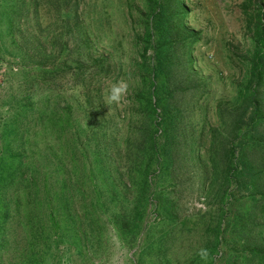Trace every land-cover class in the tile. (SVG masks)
<instances>
[{
    "label": "trees",
    "instance_id": "1",
    "mask_svg": "<svg viewBox=\"0 0 264 264\" xmlns=\"http://www.w3.org/2000/svg\"><path fill=\"white\" fill-rule=\"evenodd\" d=\"M63 1L76 13L77 21L68 28L81 35V0ZM143 14V71L134 94L139 114L127 140L118 141L114 116L100 115L96 104L83 124L73 111L71 116L68 106L52 108L43 98V105L40 101L38 104V97L31 93L22 96V100L11 95L0 132V249L5 250L0 264H61L65 259L79 264L78 255L86 263L91 262L110 248L106 235L109 225L117 230L125 245L134 246L147 227L144 219L152 202L157 218L136 253V264H217L220 258L224 264H264V238L258 230L262 224L260 216L264 215V155L259 157V163L249 157L252 148L237 156L235 143L245 124L252 147L264 149L263 13L253 27L255 45L248 80L240 86L236 102L218 103L225 131H213V172L212 176L205 175L211 179L208 191L218 199V205L198 216V220L203 218L205 228L197 246L192 244V229H186L178 213L179 198L184 192L182 182L184 177L190 179L193 172L185 171V157L178 156L174 149L184 133L178 121L179 108L172 102L177 94L197 89L202 83L200 77L194 78V73L184 72L182 66L191 68L192 57L182 60L176 48L177 44L193 43L198 32L185 23L188 8L183 0H146ZM15 16L16 13L12 19ZM1 18L2 13L0 46L17 55L6 46V35L12 34L14 22H10L8 31L2 27ZM85 41L89 42L87 38ZM71 44L67 38L60 46L52 43L51 49L63 52ZM150 47L154 48L153 64L148 61ZM82 60L79 55L75 57L76 62ZM93 61L104 63L100 57ZM80 65L78 77L84 71ZM85 103L91 106L93 96L86 97ZM64 121L75 126H68L69 158L76 164L70 174L63 170L65 161H54L60 157L52 151L50 141L51 124L61 125ZM60 131L67 132L65 128ZM40 142L46 146H40ZM76 179L81 181L79 187ZM233 179L241 198H248L246 207L236 214L229 207L238 200L230 192ZM244 188L249 190L247 196L242 192ZM19 228L27 230L29 243L23 248L24 254L15 260L10 254L14 253L13 247L19 246ZM232 242L236 249L228 256ZM181 249L185 251L179 254ZM232 255L235 257L230 258Z\"/></svg>",
    "mask_w": 264,
    "mask_h": 264
},
{
    "label": "rangeland",
    "instance_id": "2",
    "mask_svg": "<svg viewBox=\"0 0 264 264\" xmlns=\"http://www.w3.org/2000/svg\"><path fill=\"white\" fill-rule=\"evenodd\" d=\"M183 1L188 8L185 23L198 34L193 43H186L187 46L184 43L177 44L176 48L180 58L183 57L182 60L192 57L191 68L187 64L182 66L184 72L194 73V78L200 77L202 83L197 89H186L177 94V99L172 102L177 103L179 108L178 121L181 122V131L184 133L174 149L177 150L178 156L185 157V171L190 169L193 172L190 179L184 177L182 182L181 189H184V192L179 198L178 213L186 223V229H192V244L197 246L200 243L201 230L205 228L202 226L203 218L198 220V216L212 211V208L218 205V199L213 197L214 194L212 196V191H208L211 179L205 178L207 173L212 176L213 172L210 159L213 131L215 128L225 131L218 103L236 102L240 86L248 80L250 59L255 45L253 27L258 23L261 13L264 17V0ZM80 7L81 35L76 30L71 32L68 28L77 21L76 13L63 0H0L2 27L9 31L8 25L11 21L14 22L12 34L6 35V46L12 53L17 54L7 53L5 47L0 46L3 51L0 52V132L8 115V101L11 100V95H17L22 100V96L31 93L38 97V104L40 101L43 105V98L48 99L52 108L65 109L68 106L71 116L73 111L83 124L96 104L100 115L114 116L112 123L118 127V141L127 140L130 127L136 124L139 114L134 94L140 86L143 71L141 52L144 41L140 35L144 31L141 21L145 18L143 13L146 10V0H81ZM14 13L16 16L12 19ZM67 38L72 42L71 48L63 52L51 49L52 43L60 46ZM86 38L89 42L85 41ZM89 53L90 57L86 56L84 59V55ZM78 55L83 58L82 63L75 61ZM99 57L104 59L103 64L93 61ZM148 61L150 64L155 61L153 47L149 49ZM78 65L84 70L79 77L81 68ZM121 81L127 83V92L120 102L110 103V90ZM89 96H93L94 103L88 107L85 100ZM68 126L66 121L61 125L51 124L50 141L52 151H57L60 157L54 158V161H65L63 170L70 174L76 164L69 158ZM69 127L75 128L73 125ZM61 128H65L67 132H61ZM246 129L244 124V132L242 131L239 139L235 140L236 154L239 156L244 149L249 151L252 148L249 157L258 162L259 157L264 155V149L256 150L257 147H252L251 137ZM160 140L163 142L165 139L161 137ZM39 144L46 146L44 142ZM79 180H74L77 187L81 184ZM236 187V179H233L230 192L238 200H235L233 206L232 203L229 204V207L232 209L231 213L235 214L242 211L248 203V198H241ZM242 192L245 196L249 194L246 188ZM132 197L133 193L130 194V198ZM155 207L154 202L148 205L144 219L147 227L134 246L125 245L117 230L109 225L106 231L111 243L109 250L87 263L78 255L76 259L79 264H136V253L149 236L151 223L157 218ZM260 222L262 224L258 230L262 231L264 238L263 214L260 216ZM195 225H199V228ZM18 233H21L18 237L20 243L19 246L13 247L14 253L10 254L12 259L21 257L24 254L23 248L29 243L25 235L26 229L19 228ZM234 245L232 242L228 256L234 252L232 249H236ZM192 250L193 248L190 249ZM181 251L185 249H181L179 254ZM4 254L5 250L0 249V259ZM233 257L235 255L230 258ZM42 264L51 263L44 261ZM61 264L70 263L65 259ZM217 264H224L223 258H220Z\"/></svg>",
    "mask_w": 264,
    "mask_h": 264
},
{
    "label": "clouds",
    "instance_id": "3",
    "mask_svg": "<svg viewBox=\"0 0 264 264\" xmlns=\"http://www.w3.org/2000/svg\"><path fill=\"white\" fill-rule=\"evenodd\" d=\"M128 85L127 83L121 81L117 83L116 85H113V87L110 90V94L108 97L109 102H120L124 96V94L127 92Z\"/></svg>",
    "mask_w": 264,
    "mask_h": 264
}]
</instances>
